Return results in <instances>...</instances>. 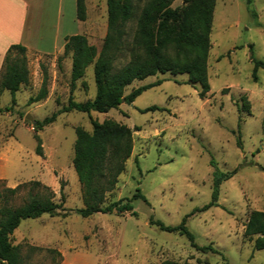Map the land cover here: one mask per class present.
<instances>
[{"label": "rangeland", "instance_id": "rangeland-1", "mask_svg": "<svg viewBox=\"0 0 264 264\" xmlns=\"http://www.w3.org/2000/svg\"><path fill=\"white\" fill-rule=\"evenodd\" d=\"M145 1L133 0V17L126 25L128 44ZM84 4L86 16L78 33L100 49L107 26L106 0ZM183 5V0L170 3L172 8ZM209 40L210 90L204 98L187 74L157 72L124 87L126 94L161 79L132 103L90 112L98 121H115L131 130V154L104 204L130 198L139 188L146 201L131 200L136 215L96 212L82 217L74 211L83 205L72 164L75 128L90 131L89 115L62 112L37 129L36 120L67 102L71 59L62 52L26 51L28 81L15 92V103L8 90L0 93V107H9L0 111V207L18 206L34 193H51L61 207L56 215L22 219L13 231L11 242L19 247L21 264H264V248H253L257 235H243L249 213L264 210V0H215ZM253 59L259 61L255 71ZM128 60L126 48L114 60V69ZM2 72L3 65L0 76ZM42 86L46 95L30 101ZM94 93L90 64L76 80L72 96L85 101ZM151 105L164 109L139 110ZM34 134L40 138V153ZM215 167L231 173L219 185L218 205L192 212L209 202ZM31 180L40 184L30 187ZM18 184L15 193L6 190ZM184 216L195 243L217 252L200 251L184 234L150 222L176 225Z\"/></svg>", "mask_w": 264, "mask_h": 264}, {"label": "trees", "instance_id": "trees-1", "mask_svg": "<svg viewBox=\"0 0 264 264\" xmlns=\"http://www.w3.org/2000/svg\"><path fill=\"white\" fill-rule=\"evenodd\" d=\"M172 0H146L136 19L133 39L127 42V23L133 17V0H106V33L100 49L88 42L84 34H72L65 37L62 56L70 55V84L67 102L55 112L36 120L37 129L52 122L62 112L77 110L89 115L91 130L81 126L75 128L72 164L82 189L83 205L74 211L82 217L93 213L129 212L136 215L131 200L146 197L139 188L130 198L124 197L104 204L105 195L114 188L117 176L124 169V163L132 151L131 130L128 126L111 120L98 121L90 116L91 111L106 112L120 103H132L143 90L157 85L161 79L139 85L124 94V87L134 79H143L157 72L172 74L185 73L187 81L199 86L198 96L204 98L210 90L207 75V57L210 48L209 34L215 0H183L182 7H171ZM252 15H256L251 10ZM84 0H76V17L85 19ZM128 48L129 60L114 69L117 56ZM27 49L20 43L9 45L3 57V72L0 76V93L8 90L11 103H15V92L20 84L28 81L26 64ZM255 71L259 61L253 59ZM92 64L95 84L94 96L85 101L73 99L75 82L83 76L88 65ZM46 95L45 87L39 90L30 101H37ZM9 107H5L8 109ZM0 107V111L5 110ZM164 109L151 105L140 111ZM36 152H41L40 138L34 134ZM214 165L213 160H210ZM231 173L222 172L217 167L213 170V188L209 202L196 210H204L218 205L220 183L229 178ZM30 187L39 185L36 180L28 181ZM21 184L8 187L13 194ZM60 203L52 199L51 193L29 194L27 200L18 206L0 207V264H21L17 244L11 242V234L22 219L36 218L42 214H59ZM150 222L164 231H177L184 234L191 245L200 251L217 252L210 245L198 246L194 235L186 224L185 216L176 225H169L157 219ZM243 235L251 239L254 235L253 248H264V210H252L244 224ZM163 264H179L165 260ZM182 264H191L184 262Z\"/></svg>", "mask_w": 264, "mask_h": 264}, {"label": "crops", "instance_id": "crops-1", "mask_svg": "<svg viewBox=\"0 0 264 264\" xmlns=\"http://www.w3.org/2000/svg\"><path fill=\"white\" fill-rule=\"evenodd\" d=\"M76 0H0V67L9 45L59 54L65 37L78 33Z\"/></svg>", "mask_w": 264, "mask_h": 264}, {"label": "water", "instance_id": "water-1", "mask_svg": "<svg viewBox=\"0 0 264 264\" xmlns=\"http://www.w3.org/2000/svg\"><path fill=\"white\" fill-rule=\"evenodd\" d=\"M25 117H26L27 119H30V120L33 119L29 114H27Z\"/></svg>", "mask_w": 264, "mask_h": 264}]
</instances>
